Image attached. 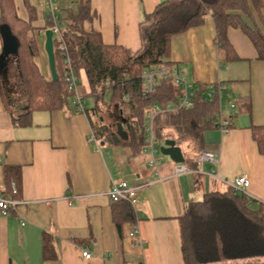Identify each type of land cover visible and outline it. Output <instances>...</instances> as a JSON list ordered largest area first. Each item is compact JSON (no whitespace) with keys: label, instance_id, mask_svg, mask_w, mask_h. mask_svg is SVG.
I'll use <instances>...</instances> for the list:
<instances>
[{"label":"crops","instance_id":"0c3cea01","mask_svg":"<svg viewBox=\"0 0 264 264\" xmlns=\"http://www.w3.org/2000/svg\"><path fill=\"white\" fill-rule=\"evenodd\" d=\"M89 1L92 18L83 23L84 31H96L104 45L134 54L141 48L144 16L170 0ZM57 16L63 31L66 21ZM45 30L37 32L39 43H44ZM226 38L231 48L228 55L219 52L208 17L170 40L167 60L182 72L187 84L224 87L218 104L221 115L229 119L227 132L204 133L202 150L214 153V163L196 164L202 150L198 153L187 142L176 143L189 170L179 176L173 175L175 163L159 151L162 142H176V136L170 129L155 133L157 115L152 124L157 142L152 158L159 166L157 170L149 166L144 127L153 107L145 111L139 132L144 140L134 151L90 140L92 124L119 120L103 100L90 96L82 71L77 94L84 100V114L75 112L72 105L54 111L31 110L25 91L15 88L18 83L10 84L12 75L5 84L0 78L4 87H0V193L7 196L14 181L8 180L5 168L20 172L15 197L19 204L0 217V264H184L179 218L189 203L201 201L206 193L232 189V181L245 175L250 182L244 194L249 206L264 205V157L251 137L252 127H264V61L241 30L229 28ZM15 67L19 68L17 62ZM16 76L21 84L22 78ZM87 97L94 100L90 109ZM229 102L235 105L234 113ZM94 111L103 117L94 121ZM120 182L140 187L135 208L110 201V187ZM44 236L50 240L54 259L42 256ZM85 249L91 253L89 259L81 255ZM215 264H264V257Z\"/></svg>","mask_w":264,"mask_h":264},{"label":"trees","instance_id":"16d2710c","mask_svg":"<svg viewBox=\"0 0 264 264\" xmlns=\"http://www.w3.org/2000/svg\"><path fill=\"white\" fill-rule=\"evenodd\" d=\"M21 1L26 9L25 19L18 16L15 0H0V25H8L19 42L17 59L28 108L44 111L69 108L73 94L65 82L57 40L53 42L57 81L45 77L35 61L40 55L37 32L51 28L53 20L44 13L43 25L35 26L34 6L27 0ZM161 7L165 8L161 10ZM263 14L264 0H170L144 16L140 27L141 48L131 54L120 46L104 45L96 31H84L83 23L92 18L90 1L75 0L74 8L67 7L62 18L66 21L62 37L72 68L77 77L80 71L84 73L90 96L102 101L107 94V110L115 112L119 121L125 120L122 132L126 139L117 134L116 120L110 124H92L95 139L109 145L129 146L134 151L140 148L144 139L139 132L145 123V111L153 104L162 107L175 102L181 94L180 89L168 81L162 82L154 93L144 95L142 70L160 60L172 66L167 60L171 38L200 26L208 17L213 21L220 53L228 55L231 52L226 31L236 28L250 40L258 59L264 61ZM195 88L194 107L176 114H158L155 133L170 129L176 136V143L190 142L193 150L199 153L204 145V133L219 129V104L216 94L212 101L205 98L206 86L196 85ZM73 110L77 112L74 106ZM93 114L98 119L103 117L98 111ZM251 137L258 153L264 157V127H252ZM5 175L8 180H14L19 189L20 172L5 168ZM179 228L184 264L264 257V205L252 209L249 199L233 189L206 193L201 201L189 203L179 218ZM42 256L46 260L55 258L47 236L42 239Z\"/></svg>","mask_w":264,"mask_h":264},{"label":"built area","instance_id":"2783aa9c","mask_svg":"<svg viewBox=\"0 0 264 264\" xmlns=\"http://www.w3.org/2000/svg\"><path fill=\"white\" fill-rule=\"evenodd\" d=\"M54 0H47V7L50 12L48 13L53 20V26L50 30L53 33V42L56 39L58 42V51L62 56V63L64 65V77L67 84V88L72 92V105L75 107L76 111L79 113H85L84 100L77 94L78 88V77L76 76L71 60L67 52L66 44L62 37V31L58 27V16L56 15V7L53 5ZM171 82L174 86L180 89L181 94L178 96L175 102H171L164 107L158 104L153 105V110L151 113L147 114L148 119L146 120L144 127L145 142L148 143V151L146 153L150 156L149 166L158 169L159 161H156L153 157V152L155 151L154 145L157 142L154 141L152 124L154 117L162 113L176 114L180 111L190 110L194 107V101L196 98V88L192 85L187 84L183 78L182 72L175 66H167L160 62L154 66L147 67L141 72V87L142 93L144 95L152 94L156 91L158 86L162 82ZM224 87L220 84H216L213 87H209L207 92H205V98L208 101H212L214 94L217 95L218 102L223 94ZM229 109L232 113L235 112V105L233 103L228 104ZM222 110L219 103V116H218V126L219 131L222 133L227 132L229 128V119L221 115ZM90 140L95 142V137L93 133L90 136ZM216 161L214 153L206 150H202L198 157L196 158V164L201 165L205 162L214 163ZM185 173H189L188 168L184 164H175L173 167V175L179 176ZM249 179L245 175L236 177L231 184V188L241 194H246L249 187ZM140 187L130 186L126 182L114 183L108 191V197L112 203L117 202H127L132 208H135L139 203L138 190ZM18 191L16 185L12 182L9 186V193L7 196L0 193V217L8 216L12 211H14L19 204L18 200L15 199ZM23 225V223H22ZM132 232L130 235H133ZM82 257L89 259L91 253L85 249L82 250Z\"/></svg>","mask_w":264,"mask_h":264},{"label":"water","instance_id":"95a60500","mask_svg":"<svg viewBox=\"0 0 264 264\" xmlns=\"http://www.w3.org/2000/svg\"><path fill=\"white\" fill-rule=\"evenodd\" d=\"M43 36H44L43 49L48 67V76L51 81H57L58 75L55 66L53 33L50 29H47L45 30ZM0 39L2 43V49L0 52V78H2L5 84L7 81L6 80L7 68L9 67L10 63L12 61L18 63L17 57H18L19 42L16 39V37L12 34L9 26L6 24L0 25ZM17 74L20 78H22L19 68H17ZM124 124H125L124 119L116 123L117 134L122 139H126L125 133L122 132V128ZM159 151L163 156L168 157L175 164H184L185 162L181 150L178 146H176V142L174 140L164 141L162 146L159 148Z\"/></svg>","mask_w":264,"mask_h":264},{"label":"rangeland","instance_id":"374dc122","mask_svg":"<svg viewBox=\"0 0 264 264\" xmlns=\"http://www.w3.org/2000/svg\"><path fill=\"white\" fill-rule=\"evenodd\" d=\"M27 1L31 5H33L35 10H36L37 20L34 22V25L35 26L41 25L42 21H43V14L44 13L48 14L50 12L49 8L47 7V5H48L47 0H27ZM74 1L75 0H54L53 5L57 9L56 15H59L60 17L61 16L64 17L65 9L67 7L74 8V6H75ZM15 5H16V9H17L16 11H17L18 16L25 19L27 17V15H26V9L23 5V2L21 0H15ZM40 41L42 42L43 39L40 38ZM39 45H40V55L38 58L35 59V61H36L37 65L39 66V69L42 72V74L45 77H48V67H47L46 57H45V53H44V49H43L44 43L43 44L39 43ZM13 66L15 68V64ZM10 79H11L10 84H13L16 86V83H18V86L15 87L16 89L17 88L20 89L21 92H22V90L25 91L22 82H21V84H20L19 80L16 82L15 80H17V79H15V77H13V76H11ZM0 87L4 88V87H2L1 79H0ZM7 87L9 88V85ZM108 97L109 96L107 94L104 96L103 103L108 102ZM85 100L87 101L88 109H90V107H92L94 105V100L90 97L85 98ZM222 108L224 110L226 108V106L223 105ZM93 119H94V121L96 120L95 115H93ZM170 135H172V134L170 133ZM187 143L190 144V142H187ZM157 156L162 157L160 153H157Z\"/></svg>","mask_w":264,"mask_h":264},{"label":"flooded vegetation","instance_id":"af4514ba","mask_svg":"<svg viewBox=\"0 0 264 264\" xmlns=\"http://www.w3.org/2000/svg\"><path fill=\"white\" fill-rule=\"evenodd\" d=\"M14 62H15V61H12V62L10 63V65H9V67L7 68V74H6L7 79H8V77L11 76V75L14 76V77H17V76H16V75H17V74H16V71H17L16 69H17V67L14 68V66H13V65L15 64ZM7 79H6V80H7Z\"/></svg>","mask_w":264,"mask_h":264}]
</instances>
